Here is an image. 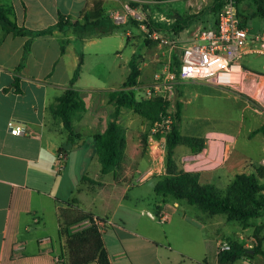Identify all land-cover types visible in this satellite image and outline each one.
I'll return each instance as SVG.
<instances>
[{
  "label": "crops",
  "instance_id": "obj_1",
  "mask_svg": "<svg viewBox=\"0 0 264 264\" xmlns=\"http://www.w3.org/2000/svg\"><path fill=\"white\" fill-rule=\"evenodd\" d=\"M99 1H104L100 2L104 8L109 1L116 3L108 13L125 2L0 0V5L11 9L10 19L19 27L37 31L56 25L60 14L76 22L88 2ZM180 1L185 2L177 3L185 13L211 16L215 0L168 2ZM163 19L168 25L176 21L165 16ZM202 23V19L190 20L189 27L174 38L188 46ZM211 24L212 20L208 26ZM104 25L108 28L110 24L106 21ZM119 32L106 36L95 34L79 42L71 29L55 30L52 35L32 42L19 72L28 39L7 34L0 27V264H58L64 241L59 236L57 200L72 199L77 200L80 210L106 223L102 236L111 264H218V247L230 236L225 230L230 222L222 215H203L185 201L156 196L154 187L165 170L156 168V163L142 152L139 138H131L135 142L134 151L127 153L126 146L121 170L102 175L93 136L103 133L110 121L114 106L109 103L108 94L112 90L83 91L76 84L86 111L73 118L74 131L83 136L74 147L67 144L68 133L62 122L51 114V107L67 89L79 64V53L83 54V73L87 67L84 50ZM185 32L187 38L181 40ZM63 42L67 45L61 54ZM78 44L82 50L77 48ZM143 67H140L141 76ZM17 78L20 93L15 88ZM124 110H120L118 120L121 126ZM11 122L22 127L25 134H11ZM201 139L205 144L202 155H205L208 141ZM178 147H182L179 152L182 163L201 154L194 153L187 145ZM60 150L65 155L62 169L58 165ZM229 157L213 172L196 170L200 183L212 185L216 190L228 188L237 175H242L225 169ZM148 213L165 214L168 219L161 223ZM89 225L86 220L74 225L71 231Z\"/></svg>",
  "mask_w": 264,
  "mask_h": 264
},
{
  "label": "rangeland",
  "instance_id": "obj_2",
  "mask_svg": "<svg viewBox=\"0 0 264 264\" xmlns=\"http://www.w3.org/2000/svg\"><path fill=\"white\" fill-rule=\"evenodd\" d=\"M99 2L104 3V1ZM132 3L138 12L137 19L136 17L135 19L130 18L126 24L116 25L110 20L108 13V10L113 8L116 3L107 2L106 8H104L105 19L110 24L118 26L120 32L118 35L104 38L96 45L87 47L84 52L81 51L86 57L87 67L77 84L79 89L83 91L122 90L123 83L130 74L129 64L134 54L135 63L139 67L144 66L142 76L138 81L139 84L152 83L155 73L162 70L164 66L170 65L175 56H180L185 44L177 42L172 46L165 42L162 43L161 40H153L148 34L147 25L168 24L165 19L162 20L163 16L166 19L173 16L192 21L202 19L203 23L199 24L201 27L199 30H204L208 28L209 21L216 20L212 15L185 13L184 9L178 5L185 3L184 1L172 3L140 0V2ZM238 9L240 14L247 19V27L253 31L264 29V20L256 17L257 7L254 0L242 1L239 3ZM193 30L194 28L191 29V31ZM154 32L165 41L176 40L170 32L157 30ZM127 33L129 36L126 35ZM187 35V32L182 34L181 40H185ZM77 48L82 50L83 47L78 44ZM241 63L247 70L258 76V78L251 76L248 78L242 90L245 93L210 86L200 81L182 82L178 85L176 108L178 102L182 104V117L178 124L180 133L188 138H207L208 148L205 155H202V150L196 159H192L191 162L185 160L182 163L180 162L181 157H179L182 147H178L175 153V162L180 169L184 167L188 172L194 174L199 169H209L207 172H213L216 170V166H223L222 164L230 155L225 169L236 174L254 175L259 184L264 186V167L260 164L264 155V60L257 56H247L241 60ZM121 117H123L122 127L127 135L126 150L127 153H130L135 150V142L131 138H139L142 141L143 136L151 133L152 127L147 121L134 113L132 114L128 109L124 110ZM260 129H263L262 132L253 134ZM76 131H79V128H76ZM85 138H88V135ZM150 147V140L145 149L141 144L144 154L149 153ZM162 157L153 162L156 163V168L163 167L166 174V159L164 155ZM217 187L223 189L221 186ZM147 189L145 188L144 192H147ZM226 189L217 191L223 196ZM227 226L225 230H228L230 234L228 238L238 240L248 249L257 248L259 241L262 243L264 251V210L258 217L249 220L246 224L231 222ZM235 263L264 264V258L262 255H257Z\"/></svg>",
  "mask_w": 264,
  "mask_h": 264
},
{
  "label": "trees",
  "instance_id": "obj_3",
  "mask_svg": "<svg viewBox=\"0 0 264 264\" xmlns=\"http://www.w3.org/2000/svg\"><path fill=\"white\" fill-rule=\"evenodd\" d=\"M156 2H168L171 0H154ZM225 0H215L211 10L212 16L216 19L212 22V28H216L218 17L222 10ZM237 8L239 3L244 0H235ZM257 7L256 17L264 20V0H254ZM134 8V3L131 4ZM239 11V9H238ZM11 9H5L0 5V27L5 33H12L14 36L27 37L24 47V55L19 65L20 72L24 66L25 59L30 52L32 42L39 37L52 35L55 30L64 31L71 29L77 40L89 38L92 35L106 36L119 30L118 26L110 24L105 27L104 6L100 2H88L81 13L79 20L70 22L64 15L60 14L58 23L44 30H29L19 27L10 19ZM239 15L244 18L240 12ZM174 18L173 24L159 23L147 25L148 31L170 32L173 36L183 33L190 25V20ZM130 20V19H129ZM128 20V21H129ZM209 27V26H208ZM67 42L61 45V54L65 53ZM181 56V54H180ZM180 56H175L171 63V70L178 76L181 61ZM135 54L131 63V71L126 79L122 90L111 91L108 94L109 103L114 106V111L110 115V121L103 133L93 136V146L102 167V175L121 170L124 161V153L127 140L123 127L118 123L120 110L122 108L133 111L136 115L147 121L151 127L161 120L166 110V104L161 98H153L147 101H139L136 97L134 88L139 84L141 70L134 61ZM84 64L83 54L79 53V64L68 84L67 89L57 99L56 104L51 107V114L59 119L65 131L68 133L67 144L71 147L76 146L83 136L74 131L73 118L76 114L86 111V104L81 98L79 91L75 89L82 74ZM19 79H16L15 88H18ZM182 104L177 103L175 114V124L172 132L166 138V174L157 181L154 191L156 196L163 198L170 197L175 201H185L189 206L195 207L201 214L209 217L222 215L227 222H239L246 224L249 220L256 218L264 210V186L260 185L254 175H237L232 184L226 189L223 196L214 186L200 183L199 174L186 172L180 169L175 162V149L179 145L191 147L194 153H200L205 144L201 138H188L181 135L178 124L181 122ZM260 129L253 134L262 132ZM150 138V133L143 136L142 145L145 149ZM157 139H161L157 136ZM146 146V147H145ZM59 154H63L60 150ZM86 179V178H85ZM59 215V236L64 241L62 256L65 257V264H111L109 255L105 247L102 232L94 223V217L78 208L75 199L69 201L57 200ZM90 222L89 227L72 232L71 228L83 221ZM231 249L220 253L218 264H234L242 259H251L254 256L262 255L264 251L262 243L258 241V247L253 249L245 248L243 243L232 238H227Z\"/></svg>",
  "mask_w": 264,
  "mask_h": 264
},
{
  "label": "built area",
  "instance_id": "obj_4",
  "mask_svg": "<svg viewBox=\"0 0 264 264\" xmlns=\"http://www.w3.org/2000/svg\"><path fill=\"white\" fill-rule=\"evenodd\" d=\"M137 0H125L116 9L109 11L110 20L116 25H123L130 18L136 17L138 12L131 6V2ZM153 40H161L174 46L177 41H165L156 32L148 31ZM247 56L264 58V29L253 31L246 25V21L239 15L235 0H225L218 17L216 28L212 25L207 29L198 30L193 37V43L182 48L181 66L178 76L171 70V64L166 65L155 73L152 83L136 86V97L139 101H147L153 98H161L166 104V110L161 120L152 126L150 133L151 147L149 157L156 161L165 156L166 138L172 132L176 114V92L180 83L203 82L210 86L237 90L242 93L248 78L258 76L243 66L241 60ZM263 107V105H262ZM13 135L25 134L24 129L13 122L9 124ZM160 136L161 139H157ZM192 160H190L191 162ZM65 155H58L59 168H63ZM264 167V155L260 160ZM152 219L165 223L168 219L165 214L152 215ZM94 223L103 233L106 223L94 218ZM43 242V241H42ZM231 245L227 241L219 244L217 255L229 251ZM58 264H65V257L57 258Z\"/></svg>",
  "mask_w": 264,
  "mask_h": 264
}]
</instances>
